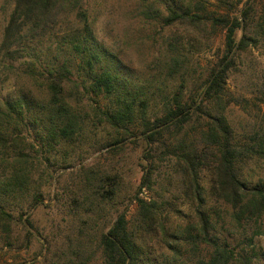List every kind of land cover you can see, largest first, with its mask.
Segmentation results:
<instances>
[{
	"label": "trees",
	"instance_id": "obj_1",
	"mask_svg": "<svg viewBox=\"0 0 264 264\" xmlns=\"http://www.w3.org/2000/svg\"><path fill=\"white\" fill-rule=\"evenodd\" d=\"M7 1L12 7L0 64L14 72L15 83L13 94L0 99V232H12V203L39 201L55 171L44 167L51 157L55 164L60 154L57 169L67 168V154L80 152L83 142L101 148L134 137L149 154L158 150L172 158L173 189L139 197L151 188L153 165H144L131 219L119 213L94 237L87 232L92 214L118 195L120 184L117 173L80 166L83 175L70 197L77 219L73 241L67 237L52 264H87L83 251L93 239L102 264L263 261L260 248L236 250L230 228L218 229L224 212L230 227L248 234L249 246L264 234L256 224L264 214V175L255 169L264 164V126L238 133L226 117L231 103L245 100L232 95L226 81L240 53L264 39V0H246L232 15L233 0H216L227 13L208 11L207 0H130L140 30L161 32L156 62L146 72L127 65L96 36L88 0ZM209 26L222 32L221 54L196 82L192 48L203 43ZM48 39L53 41L45 44ZM98 133L102 141L90 139ZM177 199L189 206L184 220Z\"/></svg>",
	"mask_w": 264,
	"mask_h": 264
},
{
	"label": "rangeland",
	"instance_id": "obj_2",
	"mask_svg": "<svg viewBox=\"0 0 264 264\" xmlns=\"http://www.w3.org/2000/svg\"><path fill=\"white\" fill-rule=\"evenodd\" d=\"M196 1V0H194ZM206 8L215 13H227L226 8L218 5L216 0H207ZM233 12L240 9L246 0H233ZM260 5L259 3L257 4ZM91 16L96 17L94 32L110 49L116 52L119 57L129 66L139 72H146L148 68L154 67L157 57V46L161 32L159 29L150 31L140 30L137 21L130 13V0H88ZM11 3L7 0H0V39L4 24L11 10ZM62 27V26H61ZM181 32V28H178ZM53 39L45 40L48 44ZM188 42V36L185 38ZM222 47V32L219 26L210 27L203 37L200 46L192 48L193 56V77L196 82L203 79L212 65L220 56ZM15 74L0 64V99L13 94ZM228 91L237 97H244L240 104L231 103L226 108V117L238 133H244L253 125L258 123L264 126V103L261 98V90H264V39L256 46L249 45L246 50L240 53L236 59L235 66L228 73L226 81ZM99 133L94 138L101 140ZM89 138L86 141L88 143ZM80 152H70L67 160L72 166L57 169L61 159L60 154L55 155L53 164L51 161L40 165L44 166L52 177L41 188L39 201L30 206V199L22 200L20 204L12 203L10 209L13 211L15 221L12 223L10 234L0 232V264H52L53 255L58 249H65L67 237H72L71 231L75 228V210L70 206V197L75 193L80 184L83 170L80 166L93 168L106 173H117L118 195L105 204L98 206L88 225L87 232L96 236L100 231L107 230L119 213H125L127 219L133 216L136 205L133 196L141 180L142 167L152 163L151 188L144 187L138 194L139 197L157 198L158 195H166L173 189L172 181L169 183V176L172 174L173 160L170 156L152 151L147 152V145L142 138H132L120 145L99 147V143L89 148L85 142ZM72 146L67 147L68 151ZM74 147V146H73ZM62 151V150H61ZM35 155V153H33ZM64 155V154H63ZM36 157V155H35ZM37 167V160L34 159ZM4 165L0 162V174ZM257 174L264 175V164L258 163L255 167ZM203 183L207 185L206 180ZM175 206L179 209L180 220L190 212L189 206L177 199ZM20 206V209L14 208ZM218 207V206H217ZM222 210V206H220ZM22 214V215H20ZM20 215V216H19ZM223 223H220L222 232L224 228H230V243L236 250L254 247L264 251V234L253 237L252 244H247L246 237L241 229L230 227L228 218L223 212ZM19 216V217H18ZM86 217V216H83ZM85 219V218H83ZM260 229H264V214L256 223ZM218 226V227H219ZM73 241V237L71 238ZM65 242V243H64ZM70 244V243H69ZM72 245V244H70ZM83 255L89 258L87 264H102L99 248L95 239L87 243ZM253 264H264V260L256 261Z\"/></svg>",
	"mask_w": 264,
	"mask_h": 264
}]
</instances>
